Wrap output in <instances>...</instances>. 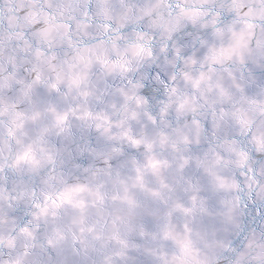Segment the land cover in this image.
I'll use <instances>...</instances> for the list:
<instances>
[{"label":"snow or ice","instance_id":"6c2138e0","mask_svg":"<svg viewBox=\"0 0 264 264\" xmlns=\"http://www.w3.org/2000/svg\"><path fill=\"white\" fill-rule=\"evenodd\" d=\"M0 264H264V0H0Z\"/></svg>","mask_w":264,"mask_h":264}]
</instances>
